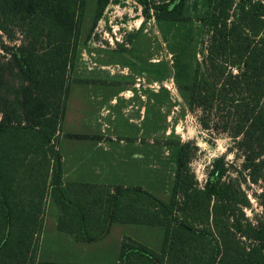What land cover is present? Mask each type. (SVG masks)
<instances>
[{
	"label": "trees",
	"instance_id": "obj_1",
	"mask_svg": "<svg viewBox=\"0 0 264 264\" xmlns=\"http://www.w3.org/2000/svg\"><path fill=\"white\" fill-rule=\"evenodd\" d=\"M146 19L182 22L183 1L133 0ZM111 0H96L94 23ZM86 0H0V264H35L45 204L57 229L90 243L112 223L161 226L159 252L124 237L118 264H264V245L241 247L252 229L236 213L240 185L216 159L199 187L190 168L197 146L179 143L170 200L141 187L63 183L58 136L64 118ZM207 39L192 80L179 87L198 111L204 140L225 136L244 165L264 157V0H208ZM13 48V47H12ZM10 51V52H9ZM173 80H184L180 60ZM263 163V161H261ZM243 216V215H242ZM244 227V228H243ZM256 236L264 243V228Z\"/></svg>",
	"mask_w": 264,
	"mask_h": 264
},
{
	"label": "rangeland",
	"instance_id": "obj_2",
	"mask_svg": "<svg viewBox=\"0 0 264 264\" xmlns=\"http://www.w3.org/2000/svg\"><path fill=\"white\" fill-rule=\"evenodd\" d=\"M182 1L186 21L146 19L135 1L111 0L94 23L96 0H86L69 79L81 81L76 84L137 88V96L142 99L137 112L143 109L145 151L148 145L149 150L153 146L154 155L159 149V184L149 188L158 200L165 203L170 200L178 142L191 141L197 146L190 168L199 187H203L213 162L223 158L227 169L225 180L237 181L243 193L241 202L245 205L242 204L241 213L237 212L236 216L252 226L238 234L240 246H263L256 233L264 228V157L246 166L229 138L219 136L207 144L204 140L209 136L200 130L197 122L199 112L189 110L188 92L179 89L190 84L195 64L201 60L207 39L203 20L208 10V0ZM15 39L9 42L0 33V40L9 50L19 44L20 37ZM175 60L183 65L181 83L173 80Z\"/></svg>",
	"mask_w": 264,
	"mask_h": 264
},
{
	"label": "crops",
	"instance_id": "obj_3",
	"mask_svg": "<svg viewBox=\"0 0 264 264\" xmlns=\"http://www.w3.org/2000/svg\"><path fill=\"white\" fill-rule=\"evenodd\" d=\"M137 93L135 87L103 83L69 86L57 144L63 183L141 187L149 193L159 184V149L154 155L148 145L145 151ZM58 218L48 197L35 264H118L124 237L154 252L164 240L161 226L112 223L102 238L78 242L57 229Z\"/></svg>",
	"mask_w": 264,
	"mask_h": 264
}]
</instances>
